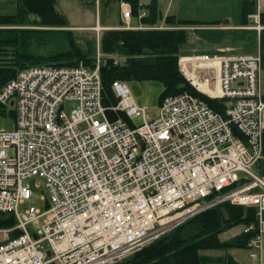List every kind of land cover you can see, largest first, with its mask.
<instances>
[{"label":"built area","instance_id":"built-area-1","mask_svg":"<svg viewBox=\"0 0 264 264\" xmlns=\"http://www.w3.org/2000/svg\"><path fill=\"white\" fill-rule=\"evenodd\" d=\"M122 11L130 17L126 3ZM249 18L241 29L260 34L261 13ZM99 67L100 59L94 68L29 67L1 89L14 117L7 129L0 116V211L14 215L19 233L0 229V264H115L223 202L256 207L246 246L264 264V173L254 171L264 159L260 52L179 60L197 91L232 100L223 114L183 93L153 115L114 82L110 110L125 118L111 120ZM31 177L43 181V211L20 207L32 198Z\"/></svg>","mask_w":264,"mask_h":264},{"label":"trees","instance_id":"trees-1","mask_svg":"<svg viewBox=\"0 0 264 264\" xmlns=\"http://www.w3.org/2000/svg\"><path fill=\"white\" fill-rule=\"evenodd\" d=\"M56 0H17L16 13L0 15V25H17L18 28L2 30L0 34V91L17 73L25 68L75 67L84 65L94 68L96 64L95 40L90 39L88 49L77 42L69 30H61L67 34V46L52 53H33L25 49L31 44L39 45L42 38L58 30L51 28L68 27L65 16L57 10ZM131 7L133 16L144 10L146 15L140 18L143 26L139 29L120 28L101 32L99 49L104 55L100 60L99 74L102 84L101 98L106 115L114 120L125 118L122 112L115 113L110 107L116 104L117 97L113 90L114 82L153 80L163 84L164 89L159 103L167 96L190 93L200 97L214 111L223 114L230 99L210 98L198 92L180 72L179 47L186 43L188 31L185 27L200 25L193 20L177 19L175 15H167L164 19L158 8L157 0L142 4L141 0H120ZM91 2L96 3L95 0ZM241 21L249 24L248 16L256 12L255 0H241ZM33 19V20H32ZM165 22L163 27L158 21ZM261 23L264 24V12H261ZM34 24L44 29L26 28ZM25 27V28H22ZM46 28V29H45ZM8 51H13L9 53ZM261 67L264 69V30L259 36ZM13 108L9 104L0 103V116L9 122L14 117ZM264 155V134L262 138ZM258 171L264 173V164H258ZM213 196L206 198L210 200ZM47 201L45 200V207ZM15 217L12 213L0 211V229H11L10 237L19 231L14 229ZM258 216L254 206H240L223 202L210 207L187 219L174 229L163 234L129 257L115 264H235L225 259L223 254L215 253L228 249H245L248 240L257 233ZM252 227L247 233L243 231L225 238L227 231L235 227ZM243 228V229H244ZM224 237V238H223ZM210 253H213L211 257Z\"/></svg>","mask_w":264,"mask_h":264},{"label":"rangeland","instance_id":"rangeland-1","mask_svg":"<svg viewBox=\"0 0 264 264\" xmlns=\"http://www.w3.org/2000/svg\"><path fill=\"white\" fill-rule=\"evenodd\" d=\"M104 4L107 0H97ZM162 4L160 9L166 12V15H175L177 19H194L203 22H214L217 20L228 19L229 24H238L241 14V0H161ZM121 2V1H120ZM142 4H147L150 0H141ZM117 4L118 0H112L109 8L102 7L100 12V18H114L119 13H116V9L113 5ZM55 6L66 18L68 27H48L47 30H58L55 33H49V37L42 38L39 41V45L31 44L30 48L25 49L33 53L48 54L60 49H64L67 46V34L62 33L61 30L71 31L72 37L80 42L84 48L88 49V41L90 39L95 40V57L100 59L104 57L99 49V41L102 30L98 28L97 19L99 17V9L95 3L91 0H56ZM117 12H119V8ZM17 0H0V15H11L16 13ZM93 10V11H92ZM92 11V12H91ZM122 11V9L120 10ZM33 20V19H32ZM165 22L158 21L157 25L163 27ZM101 26V24H100ZM8 28H18L17 25H0V34L2 30ZM25 28V27H22ZM26 28L32 29H44L43 27L36 26L34 24L26 25ZM46 29V28H45ZM188 32V38L186 43L180 46V56L192 55L197 53H211L221 55L223 53L218 51L219 47H228L231 50L238 52L253 53L256 54L259 49V35L254 30L246 31H234V30H201ZM10 54L13 51H8ZM2 54H0L1 57ZM261 86L262 93L264 94V69L261 71ZM130 94L134 98L135 103L139 107H147L153 115L156 114L159 97L163 92L164 86L159 81L143 80V81H130L127 83ZM68 108L71 106L67 104ZM135 125L141 124L140 118H133ZM5 128L10 129L13 127V123L3 122ZM264 161V160H263ZM264 164V163H263ZM257 171V168L254 169ZM24 183L29 185L33 195L30 200L23 201L20 206L22 210L37 208L40 211L45 209V199L43 198V181L39 177H31L24 180ZM243 226L235 227L234 229L227 231L224 235L225 238H231L234 234H237L243 230ZM223 237V238H224ZM234 249H228L225 251H219L215 253H221L225 257V254ZM244 255L247 260H251L250 252L248 249H235ZM238 252V253H239ZM132 253V252H130ZM128 253L121 260L130 256ZM213 257V253H210ZM241 255V256H242ZM232 260L231 257H229ZM119 260V261H121ZM118 261V262H119Z\"/></svg>","mask_w":264,"mask_h":264},{"label":"crops","instance_id":"crops-1","mask_svg":"<svg viewBox=\"0 0 264 264\" xmlns=\"http://www.w3.org/2000/svg\"><path fill=\"white\" fill-rule=\"evenodd\" d=\"M111 2H112V0H107L104 4H102L99 1H97L96 6H98V9H99V17H98V19L96 21H97L98 28L100 30L104 31V30H109V29H117V28H120V26L122 24L124 25L123 27L126 28V29H139V28L143 27L141 25V23H140V17L139 16L131 15L129 18H123L122 11H120L122 9L120 0H118L119 7H118L117 4L113 5L114 8L116 9V13H119L118 17L115 15L113 19L112 18L109 19V18L104 17V15H103V18H100V12H101L102 7L109 8ZM161 2H162L161 0H157L158 8H159V10H160V12L162 14V18L164 19L167 16L165 14L167 9L165 11L160 9L161 8L160 5L162 4ZM116 7L119 8V12H117V8ZM256 9L260 10L261 12H264V0H257L256 1ZM182 20H193V21H197V22L201 23L200 25L199 24L198 25H191L190 27H194V26H197V27L192 28V29H188L190 31H201V30H204V31L205 30L246 31V30L239 29L240 27L243 26L242 21H241V16H240L238 24H229V20L228 19H223L221 21L217 20V21L210 22V23L209 22L198 21V20H194V19H182ZM162 22H163V20H162ZM100 24H101V26H100ZM218 25H225V26L229 27V29H219V28L212 27V26H218ZM198 26H200V27H198ZM218 51L223 53V54H226V53H229V52L244 53V52H238L236 50H231L228 47L227 48L226 47H219ZM197 54H200V53H197ZM197 54L180 56V47H179V57L180 58L189 57V56H193V55H197ZM202 54H211V53H202ZM250 54H253V53H250ZM262 70L263 69L261 68V71ZM260 80H261V75H260ZM260 85H261V81H260ZM261 88H262V86H261ZM261 91H262V89H261ZM263 96H264V94H263ZM239 251L240 250H235V249L231 250L230 252L225 254V259L230 260L229 257H231L232 260H230V262L231 263L234 262L235 264H252L251 260H247L244 257V255H242Z\"/></svg>","mask_w":264,"mask_h":264},{"label":"water","instance_id":"water-1","mask_svg":"<svg viewBox=\"0 0 264 264\" xmlns=\"http://www.w3.org/2000/svg\"><path fill=\"white\" fill-rule=\"evenodd\" d=\"M10 105H12V102L10 103Z\"/></svg>","mask_w":264,"mask_h":264}]
</instances>
